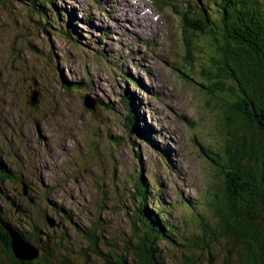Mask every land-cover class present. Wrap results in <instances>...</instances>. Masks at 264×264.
Listing matches in <instances>:
<instances>
[{
  "label": "rangeland",
  "instance_id": "374dc122",
  "mask_svg": "<svg viewBox=\"0 0 264 264\" xmlns=\"http://www.w3.org/2000/svg\"><path fill=\"white\" fill-rule=\"evenodd\" d=\"M97 1L100 5L51 0L62 10L58 21L48 20L55 35L47 37L46 31L36 32L40 19L35 13L31 19L25 13L28 0H0V144L12 171L0 181V208H6L10 222L34 225L42 237L52 236L57 253L71 258L70 264H106L126 254L125 235H133L127 211L133 202L120 199L116 184L130 187L128 174L153 179L151 194L160 181L163 194L153 208L171 207L166 212L177 230L195 209L188 232L197 234V215L207 209L213 185L221 180L202 150L219 149L224 136L221 102L198 84L210 44L191 37L185 21L193 20L191 13L209 10L214 0ZM64 27L74 29L76 41ZM46 51L55 59L45 58ZM33 90L37 100L29 106ZM85 99L92 100L93 110L84 106ZM125 101L136 107L133 124L125 122ZM143 126L154 129L156 144L138 138ZM133 127L137 131L130 133ZM133 151L140 152L139 158ZM207 216L210 227H216L212 213ZM91 222L100 224L94 230L100 237L96 249L78 232ZM101 228L107 232L101 234ZM1 243L0 264H11ZM207 245L195 249L197 264H224L225 238ZM167 248L164 255H174L173 263L180 264L176 256L182 248Z\"/></svg>",
  "mask_w": 264,
  "mask_h": 264
},
{
  "label": "trees",
  "instance_id": "16d2710c",
  "mask_svg": "<svg viewBox=\"0 0 264 264\" xmlns=\"http://www.w3.org/2000/svg\"><path fill=\"white\" fill-rule=\"evenodd\" d=\"M28 1L24 5L25 13L29 14L30 19L32 13L40 19L36 22V32L46 31L47 37L55 35L48 20L58 21L62 7L51 0ZM212 11L213 14L210 13ZM207 12L192 15L193 20L185 18V21L190 25L191 37L201 36L210 44L207 51L209 60L207 65L201 66L200 75L203 77L199 78L198 84L213 98L220 100L223 119L219 125L224 129V136L219 149L202 147V150L221 175V180L213 185L215 192L211 200H206L207 209L198 211L200 232L197 234L188 232V226L197 214L195 209L189 211L190 216L180 220L181 226L177 230V226L169 221L171 216L165 208H153L159 204L163 194L160 181L155 183L157 187L151 194L153 179H144L141 174H128L126 179L130 181V187H124L123 181L122 185L118 183L116 187L120 190L118 195L122 201L131 199L133 202V207L127 211L132 222L133 237L131 240L130 235H125L126 245L123 243V248L126 254H116L115 259L106 264H172L175 256L164 255L169 249L168 245L182 248L179 250L181 257L176 256L182 258L180 264H197L195 249H206L209 241L218 240V237H224L228 245L224 264H264V0H214ZM64 28L69 39L76 41V37L72 36L74 29ZM46 52L48 56L45 58L55 59L54 53ZM131 83L137 84L133 79ZM126 105L128 112L124 117L125 122L132 121L133 124L137 120L136 109ZM134 131L137 128L133 127L130 133ZM139 133L136 134L138 138L149 142V135L153 131ZM3 143L0 144V181L4 177L10 178L12 173L8 160L3 158ZM151 145L159 150V147ZM139 154L133 151L135 158H139ZM13 177L22 179L21 176ZM181 203L186 206L184 201ZM168 204L165 202L163 205ZM16 207L23 211V207ZM53 207L64 215L59 204L53 203ZM124 208L127 209L126 206ZM1 209V245L11 264H70L71 258L57 253L58 245L52 236L45 234L42 237L34 225L23 228L10 222L6 208ZM209 212L216 227H210L211 220L207 218ZM99 227L100 224L91 222L86 228L78 229L95 249L96 239L100 237L94 234V230ZM8 232L37 248V256L32 260L16 259L10 248ZM100 232L107 231L101 228ZM112 242L113 239L109 237L108 243Z\"/></svg>",
  "mask_w": 264,
  "mask_h": 264
},
{
  "label": "water",
  "instance_id": "95a60500",
  "mask_svg": "<svg viewBox=\"0 0 264 264\" xmlns=\"http://www.w3.org/2000/svg\"><path fill=\"white\" fill-rule=\"evenodd\" d=\"M28 89H30V86ZM36 100H37V92L33 90L31 95L29 96V100L26 101V103L29 106H33ZM84 106L90 110H93L94 103L92 102L91 99H85ZM47 222L49 223V225L54 224V221L50 219H47ZM9 237H10V248L13 253V256L16 259L20 261L32 260L37 256L38 250L33 245H31L26 241L21 240L18 236H16L11 232H9Z\"/></svg>",
  "mask_w": 264,
  "mask_h": 264
},
{
  "label": "bare ground",
  "instance_id": "6f19581e",
  "mask_svg": "<svg viewBox=\"0 0 264 264\" xmlns=\"http://www.w3.org/2000/svg\"><path fill=\"white\" fill-rule=\"evenodd\" d=\"M136 6H138V5L134 4V5H133V8H136ZM104 21H105V20H104ZM112 26H113V25H112ZM140 37H141V36H140ZM159 148H160V147H159ZM155 150H156V149H155ZM163 150H164V149H163ZM156 151H157L159 154L161 153V154L164 156L162 149H159V150H156ZM162 155H161V157H163ZM165 159H166V158H165Z\"/></svg>",
  "mask_w": 264,
  "mask_h": 264
}]
</instances>
